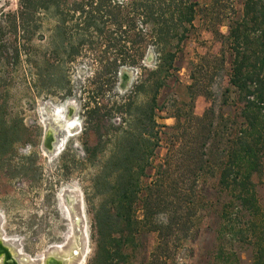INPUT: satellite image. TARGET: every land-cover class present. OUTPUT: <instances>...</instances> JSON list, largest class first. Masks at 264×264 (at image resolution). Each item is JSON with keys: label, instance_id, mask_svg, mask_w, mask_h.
Segmentation results:
<instances>
[{"label": "rangeland", "instance_id": "rangeland-1", "mask_svg": "<svg viewBox=\"0 0 264 264\" xmlns=\"http://www.w3.org/2000/svg\"><path fill=\"white\" fill-rule=\"evenodd\" d=\"M192 1L197 2L194 28L177 54L178 70L157 96L163 107L156 111L160 124L172 125L169 116L185 110L191 71L212 92L216 113L219 108L224 116L235 112L234 107H220L229 52L207 28L226 34V24L241 13L243 0ZM19 11V0H0V132L10 129L17 137L0 156V244L20 264H46L49 258L60 264H95L92 212L100 196L90 186L110 143L102 142V153L92 163L85 160L84 148L97 141V121L86 122L84 104L110 107L126 97L138 80L149 78L156 54L138 21L134 29L109 24L82 28L75 25L77 14L69 13L56 33L57 15L37 10L22 32L12 25ZM131 16L127 9L121 13L122 18ZM115 58L136 63L107 70ZM209 106L210 99L197 96L192 111L199 116ZM119 116L100 122L108 126ZM100 132L107 136L105 129ZM165 143L162 137L153 163L164 156ZM254 181L264 214V181ZM233 204L225 192L205 188L187 234L175 228L139 235L133 247L123 248L125 264H256V238H264L260 216L252 226L247 213L236 214ZM155 221L165 223L166 215L160 213ZM233 230H241L240 241L232 238ZM164 254L168 258L161 261ZM2 259L0 254V264Z\"/></svg>", "mask_w": 264, "mask_h": 264}, {"label": "trees", "instance_id": "trees-1", "mask_svg": "<svg viewBox=\"0 0 264 264\" xmlns=\"http://www.w3.org/2000/svg\"><path fill=\"white\" fill-rule=\"evenodd\" d=\"M19 5L20 11L12 19L15 31H27L37 10L57 15L56 33L69 13L71 17L77 14L75 25L82 28L98 29L109 24L116 29H134V22L138 21L156 54L149 78L138 80L126 97L113 101L110 107L84 104L86 122L97 121V141L84 148L85 160L92 163L102 153V142L110 143L109 150L99 159V170L90 186L93 194L100 196L92 212L95 264H125L123 248L133 247L134 238L139 235L175 228L187 234L205 188L216 187L225 192L234 202L236 214L245 211L252 226L253 218L259 215L264 227L254 181H264V0H243L241 13L226 24V34L216 27L207 28L229 52L220 107H234L233 115L224 116L220 108L216 113L212 92L191 71V82L185 86L186 108L169 116L174 119L172 125L156 121V111L163 108L157 103V96L166 86L167 77L178 70L175 60L194 28L197 2L19 0ZM126 9L132 12L131 18L121 17ZM220 56L223 61V52ZM134 63L133 59L115 58L107 70L114 72V68ZM197 96L210 99V106L199 116L192 111ZM111 114H119L120 121L115 118L108 126H102L100 118ZM100 129H105L107 136ZM162 137L166 152L153 163ZM16 141L14 132L2 129L0 156ZM160 213L166 215L165 223L155 221ZM239 231L233 230L234 241H240ZM256 241V264H264V238ZM167 258L164 254L161 261Z\"/></svg>", "mask_w": 264, "mask_h": 264}, {"label": "bare ground", "instance_id": "bare-ground-1", "mask_svg": "<svg viewBox=\"0 0 264 264\" xmlns=\"http://www.w3.org/2000/svg\"><path fill=\"white\" fill-rule=\"evenodd\" d=\"M0 254L3 256L1 264H20L14 258L12 253L8 249L2 247L1 244H0ZM46 264H60V262L58 260H56L55 258H49L48 261L46 262Z\"/></svg>", "mask_w": 264, "mask_h": 264}]
</instances>
